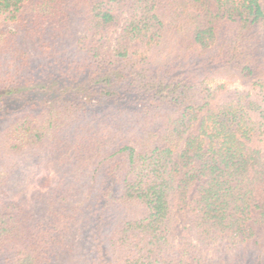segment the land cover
Masks as SVG:
<instances>
[{
    "label": "trees",
    "instance_id": "obj_1",
    "mask_svg": "<svg viewBox=\"0 0 264 264\" xmlns=\"http://www.w3.org/2000/svg\"><path fill=\"white\" fill-rule=\"evenodd\" d=\"M261 60V0H0V264H264Z\"/></svg>",
    "mask_w": 264,
    "mask_h": 264
},
{
    "label": "rangeland",
    "instance_id": "obj_2",
    "mask_svg": "<svg viewBox=\"0 0 264 264\" xmlns=\"http://www.w3.org/2000/svg\"><path fill=\"white\" fill-rule=\"evenodd\" d=\"M261 3L264 4V1L261 0ZM165 23H167L168 21V18L165 19ZM2 27H5V28H11V24L10 23H7V22H4L1 24ZM80 25H76L75 26V30H76V34H81L82 31L80 29ZM167 32H162V39H160L159 42H157L156 44H153V45H150L149 47H146V46H141V50L143 51V53L148 56V58L153 61V62H157L159 60H162V59H166V57L168 56V53L169 51H172L173 49H175V44H176V41L174 39V37L171 35V33H168L166 34ZM118 37V34H117V31L115 32H112L111 33V41L114 42L116 40V38ZM134 44H138V41L136 40H133L132 41ZM261 64H260V67H259V73L262 75V78H264V60H261L260 61ZM221 78V79H220ZM219 76H216V78L210 80L208 83L209 85L213 86V84L217 81H223L224 77H220ZM255 76L254 77H250V78H247V79H236V80H231V78H227V81H226V78H225V82L226 83H229V85L232 87V88H245L248 86V84H250L252 81L255 80ZM19 163H24L25 162H19ZM25 167V165H23ZM25 182V181H24ZM24 182H19V186L20 185H24L25 183ZM185 223H187V220H185ZM69 239H72L73 241H77L79 240V238L76 236L75 232L73 231L71 234H70V237H68ZM239 250L237 251V254L238 256L241 255H249L253 252H255V250H252L251 248L249 247H244V246H241L238 248ZM260 252L264 255V244L260 250ZM214 253V252H212ZM66 255V254H65ZM236 255V254H235ZM234 255V257H235ZM67 258V259H66ZM225 258L227 260H231L234 259L232 255H229V254H226L225 255ZM64 260L62 263H67V260H70V262L74 261L73 259V256L70 255V254H67L65 257H64ZM238 260V259H237ZM239 263V261L236 262V264Z\"/></svg>",
    "mask_w": 264,
    "mask_h": 264
}]
</instances>
